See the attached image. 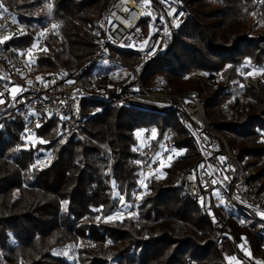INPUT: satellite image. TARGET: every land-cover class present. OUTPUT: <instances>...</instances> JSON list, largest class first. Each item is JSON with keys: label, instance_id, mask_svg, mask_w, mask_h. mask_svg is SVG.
<instances>
[{"label": "trees", "instance_id": "1", "mask_svg": "<svg viewBox=\"0 0 264 264\" xmlns=\"http://www.w3.org/2000/svg\"><path fill=\"white\" fill-rule=\"evenodd\" d=\"M183 1L189 19L157 58L139 65L138 54L113 53L137 67L148 92L196 93L209 124L250 170L252 191L264 195V147L252 139L264 132V71L253 73L257 66L264 70V0ZM111 2L2 0L14 8L13 25L21 28L7 49L12 56L31 52L37 69L25 70L30 81L74 73L92 57L103 34L100 19ZM34 45L39 49L33 51ZM227 66L238 75L231 87ZM98 73L94 95L83 99L79 120H71V128L81 125L62 139L56 140L60 123L53 117L28 123L11 114L0 120V228H9L14 240L0 244V264H75L52 253L71 243L78 245L79 264H223L216 248L219 233L200 204L176 187L181 174L201 159L192 122L169 103L138 98L131 105L115 103L118 87H132L137 78L127 80L109 67ZM143 129L155 134L137 153ZM28 134L37 139L35 145L26 146ZM167 135L173 159L158 176L157 158ZM47 156L49 164L42 162ZM141 162L154 171L146 176L145 198L138 200ZM112 189L125 204H135L134 215L106 218L114 204ZM239 220L232 215L230 233L239 242L249 239L253 254L264 257L259 227Z\"/></svg>", "mask_w": 264, "mask_h": 264}, {"label": "built area", "instance_id": "2", "mask_svg": "<svg viewBox=\"0 0 264 264\" xmlns=\"http://www.w3.org/2000/svg\"><path fill=\"white\" fill-rule=\"evenodd\" d=\"M0 5L3 6L0 8L1 38L10 33L16 13L14 8ZM5 8L6 12L3 11ZM188 19L183 0H167L166 3L162 0H112L100 19L103 34L96 42L92 57L74 73L65 76L51 74L38 83L28 80L24 74L26 69H37L35 63L27 62L30 54L20 51L19 55L12 56L6 41L0 39L3 41L0 43V93L3 94L0 99L5 101L0 103V120L11 114L22 117L28 123H41L46 117L59 119V137L56 139L59 140L81 125L71 128V120H79L83 99L94 95L101 76L99 67H109L116 75L126 76L127 80L137 78L138 83L132 87L128 84L118 87L115 103L127 102L131 105V100L135 98L157 104L169 103L175 111L188 116L200 147L201 159L181 174L176 187L182 188L193 201L200 204L214 230L219 233L216 248L223 264H254L250 257V254L253 255L250 240L237 241L235 235L230 233L228 222L236 214L240 217V224L257 225L259 237L264 239V216L261 215L264 213V195L252 191L250 170H246L233 156L222 135L209 124L205 102L192 92L179 96L148 92L139 80L137 67H132L113 53V50H122L138 54L142 60L139 65L157 58ZM137 30L141 32L139 36ZM12 87L20 89L15 98ZM154 134L152 129L139 132L141 145L136 149L137 153H143L151 145ZM169 138L167 135L161 143L162 149L157 158L161 163H169L173 159L167 147ZM221 157L224 159L221 160ZM50 160V156H47L42 162L49 164ZM148 167L141 162L138 172L141 176L140 190L134 193L138 200L145 198V171ZM110 193L114 204L107 219L134 215L135 204H125L116 189ZM90 210L98 212L95 207ZM260 250L264 251V243L260 245ZM186 264L195 263L187 261Z\"/></svg>", "mask_w": 264, "mask_h": 264}, {"label": "rangeland", "instance_id": "3", "mask_svg": "<svg viewBox=\"0 0 264 264\" xmlns=\"http://www.w3.org/2000/svg\"><path fill=\"white\" fill-rule=\"evenodd\" d=\"M20 29L21 28L16 27V25H13V23H12V27H11L10 33L4 35L0 39L1 40H4L6 42H9L12 39V37H13L12 35L14 33H19L21 31ZM140 34H141L140 30H137V35L139 36ZM5 37H8V39L5 40L4 39ZM38 49H39V47L37 45H35L33 51L38 50ZM32 60H33V55H31V52H30V55H28V61H27L28 64L30 62H32ZM227 67L226 68H227V70H229V72L227 73V78L226 79H228V81H227L228 87H231L232 83H234V81H236L238 79V75H237L235 69L230 68V66H227ZM243 67H246V65L245 66L243 65ZM261 72L262 71L259 70V67L258 66L253 71V73H261ZM217 77H218V79H221V81L222 80L225 81L223 79L222 73H219L217 75ZM37 78L41 80L42 76H38ZM225 83H226V81H225ZM205 115H206V113H205ZM140 136L141 135H139V137ZM24 139H25V142H26V146L27 147L32 146V145H35V143L37 142V139L33 135H31V134L30 135L29 134L26 135V137ZM252 139H253L256 147H258V146L264 147V132L259 131L257 134H255L253 136ZM224 140H225V138H224ZM139 141L141 142V139H139ZM225 142H226V140H225ZM163 165H168V162L167 163H162V165H160V167L158 169L159 172L157 173L158 176H161L162 175L161 167H163ZM153 171H154V169L152 167H148V169L145 171L146 176L149 173H153ZM116 217L119 218V216H116ZM112 219H114V217H112ZM117 237L118 236H113L112 239H111V241L117 242V239H118ZM5 242H10V243H13L14 242L13 236H12V232L7 227H1L0 228V244L1 243H5ZM77 248H78V245L76 243H71V244H67L66 246H62L60 248H56V249L52 250V253H53V255H55L57 257H61V258L62 257H66V258L69 259V261H72L73 260L75 262V264H79L78 263V260H77ZM250 257L252 258V262L254 264H264V257H258V255H255V254H253V255L250 254Z\"/></svg>", "mask_w": 264, "mask_h": 264}, {"label": "snow or ice", "instance_id": "4", "mask_svg": "<svg viewBox=\"0 0 264 264\" xmlns=\"http://www.w3.org/2000/svg\"><path fill=\"white\" fill-rule=\"evenodd\" d=\"M162 2H167V0H162ZM3 6L2 5H0V8H2ZM50 7L51 6H49V10H50ZM3 11H7V9L5 8V9H3ZM172 13H169V15H171ZM182 14V13H181ZM56 27H58L57 25H53V29H55ZM41 35H43V33H41ZM5 40L6 39H8V37H5L4 38ZM3 41H0V43H2ZM33 47H35V45L33 46ZM261 71H264V70H261ZM29 83H31L30 81H29ZM20 89H17V88H13L12 89V94H13V98H15V94H16V92L17 91H19ZM3 94L2 93H0V96H2ZM5 101L4 100H2V99H0V103H4ZM40 125L39 124H37V127H39ZM44 141H41V143H43ZM224 158L223 157H221V160H223ZM35 167V166H34ZM213 183H215V181H213ZM121 200H123V197H121ZM66 203V202H65ZM261 215L262 216H264V213H261ZM108 219H112V217H108ZM241 223H243V221H241ZM242 239H246V238H242Z\"/></svg>", "mask_w": 264, "mask_h": 264}, {"label": "water", "instance_id": "5", "mask_svg": "<svg viewBox=\"0 0 264 264\" xmlns=\"http://www.w3.org/2000/svg\"><path fill=\"white\" fill-rule=\"evenodd\" d=\"M175 37V36H174ZM174 37H173V39H174Z\"/></svg>", "mask_w": 264, "mask_h": 264}]
</instances>
